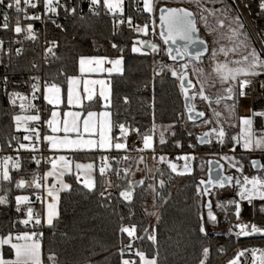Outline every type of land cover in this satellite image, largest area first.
<instances>
[{
  "label": "trees",
  "instance_id": "16d2710c",
  "mask_svg": "<svg viewBox=\"0 0 264 264\" xmlns=\"http://www.w3.org/2000/svg\"><path fill=\"white\" fill-rule=\"evenodd\" d=\"M158 1L155 0L156 11L160 5ZM139 5V0H123V13L113 14L103 7L102 0L101 4L95 5V11L90 8V0H65L58 8V16L55 19L45 17L42 23L25 19V12L30 16L36 9L29 8L19 14L14 9H7V29L3 28L4 22L0 20V41L3 42L0 50V142L4 151L9 145H16L18 148L17 159L11 161L8 166L10 180L5 181L0 174V197H4L6 201L0 204V236L28 229L19 223L26 217L27 204L19 205L20 211L17 212L16 196L29 194L32 190L18 188L16 183L19 179H30L39 168L37 163L30 160V149L19 147L22 135L15 130L13 119L18 111L2 94L4 90L28 92L35 82L31 78L39 77L40 81L58 84L64 98L67 79L77 74L81 56L122 57V73L111 77L109 105L103 106L101 100L96 98L87 102L83 110L86 112L106 108L111 115L114 140L123 125L138 141H142L145 135H152L154 150L165 154V160L158 164L153 185L165 198L166 203L159 197L154 201L153 193L149 189L151 180L147 178L142 180L143 184L134 186L131 201L120 195V191L128 184V174L121 171L119 155H116L113 168H118L120 175L109 177L108 182L104 184L96 168L95 185L91 190L74 175H66L65 180L69 183L70 190L59 193L58 216L53 219L52 225L42 227L41 253L43 261L48 264H120V249L129 242L135 252L139 250L147 257H156L157 264H199L205 247L209 249L206 264H220L238 249L249 244L264 245V236L242 239L225 233L215 235V230H210L208 224H205L207 235L199 232L198 214L202 211L205 217L206 210L201 208L195 190L201 168H206V160L210 156L208 153L219 149L211 145L198 146L196 134L185 128L186 117L178 80L171 75L167 67L176 64L166 59L165 48L159 46L158 52L142 49L138 52L132 51L133 45L138 46L137 39L150 40L148 33L142 34L135 30V26L143 27L148 19L147 12L138 11ZM73 7L76 9L75 13L65 11L66 8ZM17 17L22 29H26L29 23L33 25L35 39L27 38L26 31L19 34L14 31ZM129 17L132 19V26L126 23ZM121 19L125 22L119 23ZM199 24L200 34L206 37L202 22ZM152 37L154 40L158 38ZM52 41H55V46L51 45ZM113 44L118 47L113 48ZM49 47L53 48L52 53H46ZM16 49L21 50L19 55ZM162 65L166 66L163 70ZM154 69L155 72L160 71L158 75ZM5 77L7 84L4 82ZM235 93L238 100V91L235 90ZM49 109L50 107L41 103L42 113H48ZM220 118L225 129L224 143L220 148L223 151H228L231 146V149H235L237 140L240 141L238 137L234 139L240 129L236 106L234 110L231 107L229 111L224 112ZM157 125L167 126L163 143L157 138ZM134 150L125 149L131 153H135ZM168 153H198V157L192 161L191 173L178 175L170 170L166 159ZM204 155L208 157L203 159L201 164L200 156ZM101 156L102 153L98 151L73 154L76 160H90L96 163ZM233 158L244 163L245 170L251 172L248 165L251 155L240 151L235 153ZM261 160L264 163V155ZM17 161L20 164L18 169L13 167ZM160 180L164 181L162 189L159 187ZM105 186L110 188V192L102 196ZM233 192V188L226 187L220 199H234ZM212 199L213 212L219 221H234L235 207L217 208L216 199ZM263 202L256 200L252 205L242 204L241 218L264 228V213L259 209ZM125 223L135 226V237L140 239L131 240L128 235L120 232ZM144 229H148V233H145ZM153 229L156 243L147 238ZM224 230L223 228V232ZM1 249L5 259L12 257V250L8 245ZM49 255H53L55 261H50ZM138 258L134 255L135 264H139Z\"/></svg>",
  "mask_w": 264,
  "mask_h": 264
},
{
  "label": "snow or ice",
  "instance_id": "6c2138e0",
  "mask_svg": "<svg viewBox=\"0 0 264 264\" xmlns=\"http://www.w3.org/2000/svg\"><path fill=\"white\" fill-rule=\"evenodd\" d=\"M143 2V6H144V11L150 14H154L156 11V6H155V0H142ZM189 2H195V4L197 5V7L200 8V13H199V20L201 22L204 23V26L206 29H208L209 31H212L213 29L211 28V26L208 23V19L207 16L204 13H207L208 15H213L215 16L216 13H221L224 17V19H220L219 17H217V26L219 28H223L225 26L224 21L228 20L229 21V32H230V39L235 37L237 39H239L240 36L244 35V24L243 21L241 20L238 11L236 14L234 15H229L230 12L233 11V5H229L227 3L224 2V0H219V2L221 3V7L218 9H208L205 8L202 0H189ZM23 3L25 5V7H31L33 9H35L37 7V4L35 2H33V0H23ZM91 5L95 6V5H99L101 4V0H90ZM235 3V0H233V4ZM54 4L56 6H54ZM102 4L103 7L105 9H107L109 12L115 14L117 12H120L121 14L123 13V8H122V4H123V0H102ZM57 6L59 5V0H43V7L46 13H56L57 12ZM0 7L6 8V9H15V12L17 14L25 11L24 8L21 7V0H0ZM260 10L262 13H264V0H261L260 4H259ZM65 11L71 12V13H75L76 9L73 8H66ZM25 19L28 20H39L40 16L39 15H35V16H28L27 13L25 12ZM3 28L7 29L8 28V21H9V16L8 13L5 12L3 15ZM125 21L123 19H121L119 21V23H124ZM159 22H160V38L162 39L163 43L165 45H168L169 42H171V44H176L177 41H183L184 44L182 47H177L175 49H173L172 47H167L166 48V52L169 56L170 59H172L173 61L177 60V56H179L181 58V60H185V63L180 64V71L178 72L175 68H172L170 66L169 67V71L171 72V75L173 77H175L178 81H180V87H181V91L185 94V98L186 101H190L192 99L195 98V95H199V97L201 99H205L207 100L208 97L205 96L204 94V89H203V85L201 84V87L199 89V92L196 93L193 96H189L187 94V90L189 88H193L195 87V85L193 84V82L189 79V72H188V68L189 65H192V70H193V74H195L196 70H197V64L200 62L201 56H202V52L199 50H194V46L199 47V46H203L204 51H208L207 48V44L206 41L202 40L199 36V27L197 24V13L191 11L188 8H184V7H170V6H161L159 7ZM53 23H55L53 21ZM127 23L129 24V26H132V19L131 17H129L127 19ZM232 24H235L236 27H232ZM152 31L153 33H155L156 30V22L155 19L152 20ZM58 28L61 27V25H56ZM135 30L137 32H144L145 34L147 33L148 30V25L145 24L143 25V27L137 25L135 26ZM14 31L19 34L22 31H26L27 32V38L29 39H35V35L33 34V25L31 23H29L27 25L26 29H22L20 26V22H19V17H17V22H16V26L14 28ZM260 37H261V42L264 43V33H259ZM245 39H247V37H245ZM52 46H55V41L50 42ZM3 42L0 41V48H2ZM145 47L150 48L153 52H158L159 49V45L155 44V43H150V42H144ZM240 45L245 47V48H249L248 54L244 55L241 60H234V61H230V62H225V63H218L216 64L215 68L213 69L219 76L222 82H228L229 80L235 82L237 84L238 87V96L240 98H245L247 93L245 91V89L247 87H249L252 84V80L251 79H247L248 77H259L261 75H264V58H262L261 53L257 51V49L255 47H249L246 43H244V41H240ZM113 48L118 47L116 44L112 45ZM132 51L133 52H138L140 51L139 48H137L135 45H133L132 47ZM220 52H222L225 56L228 55V51L229 50H225L224 47H221L219 49ZM230 51H235V48L230 49ZM17 54L19 55L21 50L20 49H16ZM53 52V48L49 47L46 49V53H52ZM173 52H175V55H173ZM54 54V53H53ZM216 50L213 49L212 50V55L213 57L216 56ZM106 60L105 57H85V56H81L79 58V64H80V71L83 72L84 71V66L86 63H92L93 61H95V63L100 64L103 63ZM108 63L117 66V70L119 71V65H121L122 63V57L115 59V60H108ZM195 62V63H194ZM229 63L232 64H236L239 65L237 67H229ZM33 67H36V65H33ZM163 67H166L164 65L161 66V70H163ZM111 71V70H109ZM155 72V69H154ZM158 74V73H157ZM243 76L245 77V79H240L238 80L237 78ZM33 81H38L39 77H32L31 78ZM76 78L75 77H69L68 78V84H69V89H68V99H69V103L72 102V85L75 82ZM4 82L5 84H7V77L4 78ZM103 83V82H101ZM197 83H199V80H197ZM260 88L264 89V82L260 83ZM33 94L37 91H39V87L37 83H32L31 85ZM44 91H45V96L44 99L45 100H49V97L47 95L48 92H54L56 94L60 93V88L57 87L55 84H52L50 87L45 84L44 87ZM228 95L227 97H225L226 99L229 100H233V104H232V109H235L236 104L238 103V101L236 100V93L233 89V87L231 86V84H229V86L226 88L225 90ZM101 96H104V93L101 92ZM13 97H19L21 100L25 99V97L21 96L19 93H13L9 96V100L11 103H15V99ZM35 98V97H34ZM89 100L92 99L91 94L88 95L87 97ZM52 101L49 100V103H51ZM125 102H127V100H125ZM217 103H219V99L217 100ZM186 108L189 109V111H192V108L189 107V105L186 103ZM24 105L21 104V108H23ZM53 115H55V113H53ZM66 116L69 115L68 113L65 114ZM73 116V120L71 123V127H69L68 121L66 120L64 122V132L68 133L70 131L73 132H78L79 131V127L77 124V117H79L78 113H72L71 114ZM96 113H93L91 111H89L87 113V118L83 119V125H84V131L85 132H90L91 131V127L90 125L92 124V118L94 116H96ZM101 115L107 116V113H103ZM199 116H203L204 113L200 112L198 113ZM214 115H216L217 117L220 116L219 112H215ZM253 115H259V116H264V112H254ZM14 121L17 124V130H19V123L22 120H29V121H36L39 120V116H27V117H22L20 115L14 116L13 117ZM189 119H192L191 116H189ZM241 124L242 125H246L248 127V132L245 136L244 139V147L245 149L251 150L252 144H253V139H252V133H251V127H252V119L250 117H241ZM50 125L52 122H49ZM205 123H207V121H205ZM121 128V132H124V127L123 125L120 126ZM27 131V130H26ZM53 131H58L57 128H53ZM212 132H216V129H212ZM101 135V147H104V143H103V137H104V133L103 131H101L100 133ZM210 135V133H204V135L202 137H199L198 139L201 142H208L207 141V137ZM218 137L220 138V142L223 143V137L225 136V132L223 130V128H221L219 130V132L217 133ZM25 140L30 139L29 136H25L24 137ZM45 140H48L51 144V146L53 148H71L73 146H79V145H88V146H92L94 144V141L92 140H87V141H83V140H69L67 139V137H65L62 140H57L54 139L52 137H44ZM236 139V138H234ZM150 140L151 137L145 135L143 138V142H144V147L148 148L151 147L150 144ZM161 143H163V140H161ZM264 143V141L260 140V139H256L255 140V146L257 148H259L261 146V144ZM21 148H25V145L21 144L20 145ZM115 147L117 149H121L124 148L125 145L121 144V143H117L115 145ZM140 151H143V149H141ZM11 157H7L4 160V167H3V179L5 181L10 180V175H9V171H8V162L11 160ZM33 159H35L33 157ZM61 160H64V157H60ZM125 159H127V157H125ZM183 159L185 161H188L189 159H194V158H190V157H183ZM222 159H225L226 161H228L230 163L231 166H235V163H233V161L228 158V157H222ZM161 162H163L165 160L164 157H160ZM36 163H39V161H36ZM65 163L67 164V162L65 161ZM210 165L209 168V172L211 173V164L212 162L209 161L208 162ZM218 163V162H217ZM252 165L253 167L257 166V162L256 161H252ZM169 168H171V170L173 172H177V168L175 164H171L169 163ZM13 167L15 168H19L20 164L19 161H17ZM53 169L56 168V164L53 163L52 164ZM76 167L82 168V167H87V168H92V165H80L77 164ZM222 167V166H221ZM128 169L125 170V174H127ZM237 171H242L241 168H237ZM101 175L104 174V168L100 169ZM185 173H191V169L188 167L187 163L184 166V169L182 172H178L177 174H185ZM63 173H61L62 175ZM53 173L52 172H47L44 175V179L47 180V178L49 176H52ZM162 175V173H161ZM40 178L39 177H35L33 180V183L35 185V187L37 189L41 188V183L39 182ZM234 180V177L232 176H226V175H220L219 173L217 174V176L213 177L212 175H209V178L207 180L201 179L199 181V183L196 186V190H195V195L197 198H199V203L201 205V208H206L207 209V221L211 222V223H215L217 221V216L214 214L213 212V199H216V204L215 207L217 208H226L228 206H234L235 207V215L237 216V218H239L240 216V212H241V202L243 201H247V203L249 205H252L254 200H260V201H264V179H261L259 177L253 176L252 178H249L247 176L244 177L243 182L241 183L240 180H235V186L238 188V191H236L235 195L238 197V199H228V200H222L220 199V197L222 196L223 190L226 189V187L232 183V181ZM25 181L23 179L19 180L16 184V186L18 188L23 187L25 185ZM139 183L143 184V181H140ZM85 186L87 188H89L90 190L93 188L94 184L92 181H88L86 182ZM62 187L64 189H69L70 190V186L68 184H62ZM159 187L162 189L164 187V181L160 180L159 181ZM132 183L129 182L128 188L124 191H121L120 195L122 197L125 198V200L131 201L132 198ZM149 189L152 191L153 193V197H154V201L157 197H159V199L163 202L166 203L165 198L156 191V187L154 185H149ZM215 189V191H213ZM101 195L103 196V193H101ZM47 196L51 197V202L47 204V211H46V219H47V223L49 225H52L53 223V218L58 216V196L54 195V191L52 188H49L47 191ZM208 198V199H205ZM28 197L27 196H17L16 197V202H17V209L16 211L19 212L20 208L19 205L21 204V202H27L28 201ZM5 198L4 197H0V204L5 203ZM155 206V205H154ZM260 212L264 213V205H262L260 207ZM157 219L159 220V216H157ZM198 220H199V232L202 234L207 235L206 231H205V217L203 215V212L201 211L198 214ZM33 223V226L35 227L36 225H41V216L39 213H34L33 209L31 207L27 208V218L23 219L21 221H19V223L24 224L25 226H27L29 223ZM238 227L240 228V233H238L237 235H251V234H255V233H260L261 229L258 228L256 225H246V224H241L238 225ZM135 231L136 228L133 225L132 227H121L120 228V232L121 233H127L129 238H136V239H140V237H135ZM145 233H148V229H144ZM38 233L36 232H23L20 234H17L15 236L12 235V233H9L6 236H0V248H2L4 245H8L10 247V249L12 250V252L14 253V258L13 259H5L3 254L0 253V264H42V260H41V245L38 241L34 240V237H37ZM147 238L149 240H151L153 243H156V235H155V229H153L152 233L147 235ZM15 241V242H14ZM22 241V242H21ZM132 248V243L129 242V244H127L124 248L120 249V255H121V262L120 264H135L134 261L128 260V259H123L125 250H131ZM135 255L139 256L141 264H157V258L153 257L152 259H147L145 258V253L142 251L137 250ZM158 255V254H157ZM238 255H243V252L239 253ZM209 256V249L208 248H203L202 250V258L199 260V264H206L207 258ZM48 259L50 261H55V257L53 255H49ZM229 264H236V260H232L229 262Z\"/></svg>",
  "mask_w": 264,
  "mask_h": 264
},
{
  "label": "rangeland",
  "instance_id": "374dc122",
  "mask_svg": "<svg viewBox=\"0 0 264 264\" xmlns=\"http://www.w3.org/2000/svg\"><path fill=\"white\" fill-rule=\"evenodd\" d=\"M224 2L231 5L230 3H228L225 0H224ZM202 3L204 5V7L208 8V9H218L221 7V3L219 2V0H202ZM179 4L187 6L188 8L192 9L193 12L197 13V24H198V27L200 29V26H201L199 24L201 22L199 20L200 8L197 7L195 2L179 1ZM142 7L144 8L143 2H142ZM157 10H158V8H157ZM117 13L120 14V12H117ZM204 14L207 16L208 23L213 30L209 31L208 29H206L204 26V23L202 22V25H203L202 28H203V30L205 29V31H206V37H203L202 34H200V36L203 37L207 41L209 50H208L207 54L203 58H201L200 62L197 64V70H196L195 74H193L191 64L189 65L188 72L190 73L191 79L195 82V88L191 92V96H193L199 92V89H200L201 84H202L203 89H204V94H205V96L208 97V99L205 100V99H201L199 97V95H195V98L192 99V103H193L194 107L204 110L206 112V117L198 123H190L186 120L184 122V126L188 131H190L191 133H195V134H199L202 131H204L205 129H210L211 131H212V129H216V132H212V135H211L212 143L210 145L212 147L218 148L219 150L208 153V154H210L209 157H211V156L217 157L221 160H225V159H222V157H228L233 162H237L239 164L244 165V163H241V162L237 161L236 158H233V155L235 153L242 151V153L251 155V157H260L261 158V156L264 155V143H262L261 146L259 148H257L255 146V140L260 139V140L264 141V132H260V133L255 134L254 136H252L253 144H252L251 149L252 148L255 149L254 154L250 153L251 150L245 149L244 143H242L241 141H238V140L236 142L237 146L235 147V149H231L232 146L228 151H223L222 148H220L223 146L224 138H225V136H224L223 137V143H221L220 138L217 135V133L219 132V130L221 128H223V130L225 132V129H224L223 125L221 124L220 116H222V114L224 112H227L230 110L231 107L229 106V104L230 103L232 104V102H233V100H229V99L225 98L228 95V93L225 90L229 86V84H231L234 91L235 90L238 91V87H237V84L231 80H229L228 82H222L220 79V76L213 69L215 68L216 64H218V63H225V62H230V61H234V60H241V58L244 55L248 54L249 48H245V47L241 46L240 41H244V43H246L249 47H255L256 48V46L253 43L252 39L250 38V36H249L250 34H248L249 32L246 28H244V30H243L244 35L240 36L239 39H237L235 37L230 39L229 37L231 34L229 32V21L228 20L224 21L225 26L223 28H219L217 26V17H219L220 19H224L223 15L221 13H216L215 16L208 15L207 13H204ZM234 14H236V12H235V9L233 7V11L230 12L229 15L231 16ZM154 16H155V18H157V11H155ZM232 27H236V25L232 24ZM147 33H148V30H147ZM142 34H145V33L142 32ZM149 35H150V40H149L150 42L158 44L159 46H163V44L159 38H157L156 40L152 39L153 38L152 36H157L156 34H149ZM245 37H247V39H245ZM221 47H224L225 50H229L227 56H225L222 52L219 51V49ZM233 48H235V51H230V49H233ZM213 49H215L216 53H217L215 57H213V55H212ZM257 51H258V49H257ZM185 62H186V59L182 63H185ZM237 66H239V65L229 63V67H237ZM172 68L176 69V66H172ZM159 72L160 71L158 70L155 72V74H157V73L159 74ZM248 78H250V77H248ZM237 79L238 80L245 79V77L240 76ZM197 80H199V83H197ZM218 99H219V103H217ZM215 112H219L220 116L217 117L216 115H214ZM236 114H237V104H236ZM205 121H207V123H205ZM15 124H16V122H15ZM25 125L26 124H22L19 127H21L24 131L27 130L26 135L29 136L30 139L24 140V141L28 142L31 140V136L29 134V132H30L29 128ZM238 126L240 127V129L238 130V132H236V135H238L237 137L238 138L240 137L239 134L245 137L247 132L249 131L248 128L245 125H242L241 121H239ZM166 129H167V126L157 125L155 127V130L157 133V138L159 141L164 140V132ZM214 133H216V134H214ZM147 136L151 137V140H150L151 147L145 148L144 142H143L142 146L140 147V150L143 149V151H139V154L136 156V168L135 167L134 168H135V171L141 170L145 174V178L151 180V184L153 185L154 184V178H155V172L157 170L159 162L161 161L160 157L165 158V154L157 153L154 150L153 136L152 135H147ZM237 149H240V150L237 151ZM186 156L195 159L196 157H198V153L197 154L189 153V154H186ZM207 157H208L207 155H204L203 157L200 156V158H201L200 163L203 164V162H204L203 159H205ZM194 159H189L188 161L184 162L181 165H176L177 172H175V173L182 172L186 163H187L188 167L191 169L192 168V161ZM132 162H133V160L131 157H128L126 159L127 169L131 170V171L133 169L131 167ZM168 163L174 164L172 162H168ZM72 164H80V165H85V166L92 165V167H93L92 169L94 170V162L93 161L83 162V161H79V160H72V161L68 162L67 165L71 166ZM8 166H9V163H8ZM3 167H4V164H2V169L0 171V174L3 173ZM45 169L46 168H44V170H43L44 175L47 172H52L54 175V181H52V185H50V186L53 187L54 184L55 185H56V183L59 184L60 190L58 192L54 191V195L57 196V195H59V193L61 191L66 190L62 187V184H68L69 185V183L64 178L65 173H63L61 175V173H62L61 172V173H58V175H57V172H55V170L53 168H51V170L48 169L46 171H45ZM92 169L87 168V167L81 168L82 173H79V174L83 177L85 176L84 177L85 179L83 178V184L84 185L88 181H92L93 184L95 183V181H93L95 175H94ZM77 170H79V169H76V171H75L76 174H78ZM170 170H171V168H170ZM205 170H206V168H205ZM205 170H204V168H201L200 178H205ZM226 170H227V172H229L228 167L226 168ZM99 174L101 175L100 170H99ZM103 175H101V177H103ZM178 175H181V174H178ZM182 175H184V174H182ZM103 178L105 180L104 184L107 183L109 180L108 175L107 176L105 175ZM19 180H21V179H19ZM28 180L25 181L26 183L23 187L27 186L26 189H33L34 188V183H33L34 178L29 180V181ZM45 183H46V185L48 184L46 180H45ZM23 187H20V188H23ZM47 188H48V185H47ZM109 192H110V188L108 186H105L103 189V194H107ZM17 196H21V197L27 196L29 198L28 193L19 194ZM25 204H26V202H21L20 206L25 205ZM262 205H264V202L259 205V209ZM46 211H47V206L45 207V214H46ZM26 213H27V208H26ZM26 218H27V214H26V217L24 219H26ZM44 221H45L46 225H49L47 223L46 217H45ZM205 221H206L205 224H208L211 227L210 230L211 229L215 230V232H216L215 235H222L223 233H225V235H227V234L233 235L231 232H228L226 230H224V232H223V228H218L215 223L213 224L211 222H208L207 221V210H206V215H205ZM252 223L258 225L255 222H252ZM23 232H26V231L16 232L12 235L15 236V235L23 233ZM34 240H36L40 243V239L34 238ZM236 247L238 248L239 245H237ZM244 249H248L250 252H252V264H263L262 251L264 250V245L249 244V245L243 247V250ZM241 252H242V248L238 249L228 259L224 260L220 264H229V262L232 260H236V263H237L239 260V256H240L238 254ZM13 258H14V253L12 252V257L9 259H13ZM145 258L152 259L153 257L145 256ZM138 259H139V264H141L140 258H138ZM41 260L43 261L42 253H41Z\"/></svg>",
  "mask_w": 264,
  "mask_h": 264
},
{
  "label": "crops",
  "instance_id": "0c3cea01",
  "mask_svg": "<svg viewBox=\"0 0 264 264\" xmlns=\"http://www.w3.org/2000/svg\"><path fill=\"white\" fill-rule=\"evenodd\" d=\"M136 47L139 49H142L139 46V44ZM86 57H98L99 58V57H104V56H86ZM105 58L106 60L100 64L95 63V61H93L92 63H86L84 66L83 72L80 71V64L78 60L77 74L70 76V77L76 78L75 82L72 85V102L71 103H69V99H68V89H69L68 79H67V85H66V91H65L64 98L62 97L61 87L58 84H55V85L59 87L61 90L59 94H56L51 91L47 93L49 100L52 101L51 103H49V100L44 99V96L46 93L43 87L41 89V103L42 105L47 106L48 108L50 107L48 113H42V110L38 112H34V113H18L17 115H20L22 117L39 116V120H36V121L22 120L20 121L19 126H21L22 124H26L25 126H27L30 131L29 134L31 136V140L35 138L36 141H38L41 144V146H43L44 148H46L47 150L51 152L56 153V159L53 163L56 164V168L54 170L55 172H57V175L58 173H61V172L65 173L64 178L66 175H74L76 179L82 183H83V178L85 176L83 177L79 174V173H82L81 168L77 170L78 174H76L75 171L76 169H78L76 167L77 164H72L71 166L67 165L68 162L72 160H76L73 157L74 153H78L82 151H98L102 153V156L98 159V162L97 163L94 162V170L92 169L93 167L90 169L93 170V173L95 175L96 168H98V170H100L101 168H104L103 177L105 175L106 176L108 175V171L113 166L112 165L113 158H117L116 155L120 156L118 158V161L121 162V171L123 173H125V170L127 169L125 157L127 158L131 157L133 160L132 166H131L133 168L132 169L133 172L131 170H128L129 172L127 171V174H128V184L129 182H131L132 187L134 188V186L138 185L139 182L145 178V174L141 170L135 171L136 156L139 154L140 147L143 144V140L140 141V146L135 148L134 150L135 153L125 151L126 149L125 137L131 132L128 130V128L124 127V132H121V129H120L119 133L116 135L115 140H114L113 135H112L111 115H110V112L106 108H101L99 110H90L91 112L96 113L97 115L92 118V124L90 125L91 131L90 132L84 131L83 119L87 118V113L89 111L85 112L83 110V106L87 102L93 99H96V98H99V100H101L103 106L105 107L108 106L110 102V97H111V77L114 75H119L123 71V60H122L121 65L118 66L119 71L117 70V66H114L107 62L108 60H115L121 57H116V58L105 57ZM101 92L104 93V96H101ZM89 94H91L92 96L91 100L87 98ZM53 113H55V115H53ZM66 113H68L69 115L66 116L65 115ZM72 113L79 114V117H77V124L79 127V131L78 132L70 131L68 133H65L64 132V122L67 120L69 127H71V123L73 120V116L71 115ZM103 113H107L108 115L107 116L101 115ZM49 122H52L51 125ZM14 126H15V130L20 132L22 135V140L19 144V147L21 144H24L25 148L23 149H30L31 140L28 142L24 141L25 140L24 137L26 136L27 132L24 131L21 127H19V130H17V125L15 124V121H14ZM53 128H57L58 131L54 132ZM101 131H103L104 133V137H103L104 147L100 146ZM46 136L52 137L57 140H62L65 137H67V139L69 140H83V141L92 140L94 141V144L92 146L79 145V146H73L71 148H63V147L53 148L50 142L44 139V137ZM117 143H121L125 145V147L121 149H117L115 147ZM60 157H64L65 159L61 160L59 159ZM65 161L67 162V164L65 163ZM79 161H83V160H79ZM86 161H90V160H86ZM52 164L44 167L46 168L45 171L48 169L51 170V168H53ZM103 177L102 179L104 183L105 180ZM33 178L34 177H31L29 180ZM23 180L26 181L25 179ZM43 181H44V190L46 192L48 191L49 188H52L53 191L55 192H58L60 190V187L58 191L54 189L55 184L53 185V187L50 186L52 185V181H54V175L49 176L46 180L48 183L47 184L48 188L45 183L44 174H43ZM93 181H95V176H94ZM56 185L59 186L58 183H56ZM26 187L27 186L23 188H26ZM124 189L126 190L127 186ZM30 190H32V192L29 193V199H30V196L37 190V188L34 185V188ZM29 199L26 202L27 208L30 202ZM45 207L43 208V211L41 213V222L43 223V225H46L44 221L46 217ZM242 251H243V248H242Z\"/></svg>",
  "mask_w": 264,
  "mask_h": 264
},
{
  "label": "built area",
  "instance_id": "2783aa9c",
  "mask_svg": "<svg viewBox=\"0 0 264 264\" xmlns=\"http://www.w3.org/2000/svg\"><path fill=\"white\" fill-rule=\"evenodd\" d=\"M65 0H59V5H62ZM179 1H189V0H159L160 5H167V6H178ZM230 2L233 7L235 8L236 12L238 11V14L243 21L244 26L248 30L250 37L255 44L256 48L258 49V52L261 53L262 58H264V43L261 42V37L259 33H264V13L261 12L259 4L261 0H235V3L233 4V0H227ZM37 4L36 9L34 12L30 14V16L39 15L40 19L38 20L39 23H42L45 17H51L52 19L57 18L58 12L56 13H46L43 7V0H33ZM139 8L138 11L141 12L144 11V8L142 7V0H139ZM38 6L40 8H38ZM54 6H56L54 4ZM184 6V5H183ZM21 7L25 9V11L31 7H25L23 0H21ZM60 6H57V11ZM187 7V6H186ZM92 11H95L96 7L91 5L90 6ZM14 9V8H13ZM33 9V8H32ZM15 10V9H14ZM7 9L0 7V15L4 12H6ZM155 14V13H154ZM154 14L148 13V19L146 20L145 24L148 25V33L149 34H156L158 32L157 27V18H155ZM155 19L156 22V30L155 33L152 31V20ZM0 20L3 21V16L0 17ZM4 22V21H3ZM127 23V21H126ZM128 24V23H127ZM50 44V43H49ZM1 50V48H0ZM248 79L252 80V84L245 89L247 95L245 98H240L238 96V103H237V116L240 120L241 117H250L253 121L252 127H251V133L252 136H254L257 133L264 132V116L259 115H253L254 112H264V89L260 88V83L264 82V75H261L259 77H250ZM35 83L38 84L39 91L35 92L33 94L32 89H30L28 92H22L15 89H7L2 92V94L5 96L8 103L15 107L18 113H34L41 110V89L45 87V84H47L49 87L52 84H55L52 81H35ZM13 93H19L21 96L25 97V99L21 100L19 97H13L15 99V103H11L9 100V96ZM35 97V98H34ZM21 104L24 105L23 108H21ZM241 121V120H240ZM246 126V125H245ZM247 127V126H246ZM248 128V127H247ZM132 134V133H131ZM130 133L125 137V145L126 149H135L140 146V141L136 140L135 136ZM216 134V133H214ZM17 146L16 145H9L8 148L4 151L1 148V142H0V171L2 169V164H4V160L7 157H11L12 159L8 162L15 161L17 159ZM251 154L255 153V149L252 148L250 151ZM185 153H168L166 155V159L168 162H172L175 165H181L184 162H186L183 157H185ZM33 157L35 159H33ZM252 158V157H251ZM56 159V153L51 152L41 146V144L36 141L35 138L31 140V147H30V160L32 162L39 161L37 163L39 165V168L35 170L34 172V178L39 177V182L41 183V188L37 189L32 195L33 200L29 202L28 207H31L33 209L34 213H39L41 216V213L43 211V208L47 206L48 203L51 202V197L47 196V192L44 190V181H43V170L44 167L51 165ZM115 158H113L112 162H114ZM221 160V159H220ZM225 164V168H229V172L233 173V194L234 199H238V197L235 195L236 191H238V188L235 186V180H240L241 183L243 182V179L245 176L252 178L253 176L259 177L261 179H264V165L260 171L253 172L251 170L250 164L248 162L249 168L251 172H247L245 170V166L242 164H239L237 162L235 163V166H231L230 163L226 160H221ZM264 164V163H263ZM112 165H114L112 163ZM227 166V167H226ZM237 168H241L242 171H237ZM227 171V170H226ZM120 175V170L118 168H112L108 171V177H116ZM54 189L56 191L59 190V186L55 185ZM258 200V199H257ZM255 201V200H254ZM260 201V200H258ZM242 204L249 205L247 201L241 202ZM216 215V214H215ZM234 215H235V209H234ZM216 226L218 228H224L226 231L231 232L233 235L238 236L237 234L240 233V228L238 225L246 224V225H256L252 222H247L244 219L239 216L235 215L234 221L229 223H221L217 217V221L215 222ZM234 224V226H232ZM258 228H263L259 225H256ZM28 229L27 232H36L38 233L37 237L38 239H42V227L43 223L41 222V225L33 226V223H29L27 225ZM122 227H132L131 224L125 223L122 225ZM128 235L127 233H124ZM133 240L134 238H130ZM243 255L239 256V260L236 264H252V252H250L248 249H244ZM0 253H2V249L0 248ZM135 250L131 248V250H125L123 259H128L131 261H134V255ZM262 258H263V264H264V250L262 251ZM120 262H121V255H120ZM42 264H48L44 261H42Z\"/></svg>",
  "mask_w": 264,
  "mask_h": 264
},
{
  "label": "water",
  "instance_id": "95a60500",
  "mask_svg": "<svg viewBox=\"0 0 264 264\" xmlns=\"http://www.w3.org/2000/svg\"><path fill=\"white\" fill-rule=\"evenodd\" d=\"M161 6H165V5H160L159 7H161ZM159 7H158V10H157V27H158L157 36H158V38L160 39V41L162 42V44H163V46H164V48H165V56H166V59H167L169 62H171V63H175V64H176V69H177L178 71H180V64H182V62H184L185 60H181V58H180L179 56H177V60H176V61H173L172 59L169 58V56H168V54H167V52H166V48H167V47H172L173 49H175V48H177V47H182L183 44H184V42H183V41H177L176 44H171V42H169L168 45H165V44L163 43V41H162V39L160 38V35H159V33H160V31H161V29H160V22H159ZM170 7H184V8H188V7L183 6V5L170 6ZM188 9H190V8H188ZM190 10L193 11L192 9H190ZM199 36H200V31H199ZM200 38H201L202 40L206 41L203 37L200 36ZM136 41H137V43L139 44V46H140L143 50H145V51H147V52H152V50H151L150 48L145 47V45H144V42H146V41H147V42H150V41L145 40V39H141V38L137 39ZM150 43H152V42H150ZM206 44H207V41H206ZM157 45H158V44H157ZM207 48H208V50H209L208 44H207ZM194 50H199V51L202 52V56H201V58H203V57L207 54V52H208V51H204L203 46H199V47L194 46ZM173 55H175V52H173ZM189 79H190V80L193 82V84L195 85V82H194V81L191 79V77H190V73H189ZM178 85H179V88H180V91H181L180 81H178ZM194 88H195V87H193V88H189V89L187 90V94H188L189 96H191V92L193 91ZM181 97H182V105H183L184 114H185L186 120H187L188 122H190V123H198V122L202 121V120L206 117V112H205L204 110H202V109H199V108L194 107V105H193V103H192V100H190V101H186L185 94H184L182 91H181ZM186 103L189 105V107L192 108V111H189V109L186 108V106H185ZM200 112L204 113V115H203V116H199L198 113H200ZM189 116H191L192 119H189ZM204 133H210V135L206 138L208 142H201V141L198 139L199 137H202V136L204 135ZM211 135H212V131H211L210 129H205V130L202 131L201 133L196 134V143H197V145H198V146H208V145H210V144L212 143ZM237 136H238V135H235L234 138H237ZM239 138H240V141H241L242 143H244V139H245V137H244V136H240ZM235 140H236V139H235ZM209 161L212 162V164H211V173L209 172V168H210V165H209V163H208ZM252 161H256V162H257V166H256V167H253V165H252ZM167 162H168V161H167ZM217 162H218V163H217ZM249 164H250L251 170H252L253 172H255V171H260V170L262 169L263 165H264L260 157H252V158H250V159H249ZM167 166H168V163H167ZM221 166H222V167H221ZM218 173H219L220 175H226V176H232V177H233V173H231V172H227V171H226L225 164H224L223 161H221V160H220L219 158H217V157H212V156H211V157H208L207 160H206L205 178H199V179H198V183H199V181H200L201 179L207 180V179L209 178V175H212L213 177H215V176H217ZM128 185H129V184H128ZM128 185H127V188H128ZM227 187H228V188H233V181H232V183L229 184ZM124 190H125V189H123V190H121V191H124ZM132 190H133V187H132L131 191H132ZM121 191H120V193H121ZM213 191H215V189H214ZM205 199H208V198H205ZM29 200H30V201L33 200V195L30 196V199H29ZM205 210H207V209L205 208ZM232 226H234V224H232ZM260 229H261V232H260V233H255V234H251V235H247V236L241 234V235H238V236H239L240 238H242V239H245V238H252V237H263V236H264V228H260Z\"/></svg>",
  "mask_w": 264,
  "mask_h": 264
}]
</instances>
